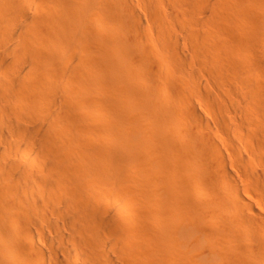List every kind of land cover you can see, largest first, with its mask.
<instances>
[{"label":"bare ground","instance_id":"1","mask_svg":"<svg viewBox=\"0 0 264 264\" xmlns=\"http://www.w3.org/2000/svg\"><path fill=\"white\" fill-rule=\"evenodd\" d=\"M0 264H264V0H0Z\"/></svg>","mask_w":264,"mask_h":264}]
</instances>
